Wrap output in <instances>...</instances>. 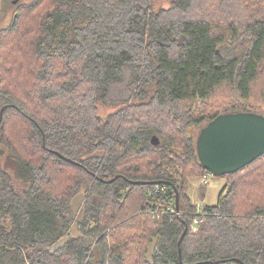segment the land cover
Returning a JSON list of instances; mask_svg holds the SVG:
<instances>
[{
	"label": "trees",
	"instance_id": "1",
	"mask_svg": "<svg viewBox=\"0 0 264 264\" xmlns=\"http://www.w3.org/2000/svg\"><path fill=\"white\" fill-rule=\"evenodd\" d=\"M157 3L0 21V264H264V154L199 214L186 192L210 173L190 127L264 115V0Z\"/></svg>",
	"mask_w": 264,
	"mask_h": 264
},
{
	"label": "water",
	"instance_id": "2",
	"mask_svg": "<svg viewBox=\"0 0 264 264\" xmlns=\"http://www.w3.org/2000/svg\"><path fill=\"white\" fill-rule=\"evenodd\" d=\"M158 142L152 136L151 143ZM195 143L198 159L210 173L217 176L235 173L264 154V115L219 114L200 129ZM177 203L176 196V207Z\"/></svg>",
	"mask_w": 264,
	"mask_h": 264
},
{
	"label": "rangeland",
	"instance_id": "3",
	"mask_svg": "<svg viewBox=\"0 0 264 264\" xmlns=\"http://www.w3.org/2000/svg\"><path fill=\"white\" fill-rule=\"evenodd\" d=\"M15 1V2H14ZM32 0H2L0 21L2 23L8 22L12 18L16 8L20 4H28ZM157 4L162 7H167L171 0H157ZM108 108H101L100 113L108 112ZM200 126H192L189 128V133L193 136L195 142L200 132ZM232 175L217 176L212 173L207 174L206 181L202 179L189 178L186 182V192L191 197L194 204L211 205L214 204L218 198V194L222 187L229 182ZM199 187L203 188V197L199 195ZM71 207L74 212L76 222L80 221L84 215V193L80 191L71 201ZM79 231L76 225H73L69 230V236H77ZM64 240V238L62 239Z\"/></svg>",
	"mask_w": 264,
	"mask_h": 264
},
{
	"label": "built area",
	"instance_id": "4",
	"mask_svg": "<svg viewBox=\"0 0 264 264\" xmlns=\"http://www.w3.org/2000/svg\"><path fill=\"white\" fill-rule=\"evenodd\" d=\"M206 177H207V175H205V176L202 178V181H203V182L206 181V179H205ZM158 190H160L159 187H158V188H155V189L153 190V192H157ZM201 208H203L202 205H200V204H195V209H196V213H197V214L200 213V209H201ZM200 221H201V219H200L197 215H195L194 218L192 219L191 223H190V228H191L192 230H195L196 227H197V224H198Z\"/></svg>",
	"mask_w": 264,
	"mask_h": 264
}]
</instances>
